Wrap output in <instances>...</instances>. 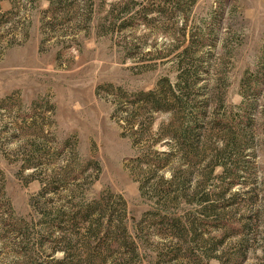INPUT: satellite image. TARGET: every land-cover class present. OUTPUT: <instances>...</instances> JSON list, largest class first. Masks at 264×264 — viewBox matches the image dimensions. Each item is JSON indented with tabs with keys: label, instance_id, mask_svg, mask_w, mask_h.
<instances>
[{
	"label": "rangeland",
	"instance_id": "rangeland-1",
	"mask_svg": "<svg viewBox=\"0 0 264 264\" xmlns=\"http://www.w3.org/2000/svg\"><path fill=\"white\" fill-rule=\"evenodd\" d=\"M0 195V264H264V0H0Z\"/></svg>",
	"mask_w": 264,
	"mask_h": 264
},
{
	"label": "trees",
	"instance_id": "trees-1",
	"mask_svg": "<svg viewBox=\"0 0 264 264\" xmlns=\"http://www.w3.org/2000/svg\"><path fill=\"white\" fill-rule=\"evenodd\" d=\"M51 4L56 3L58 0H50ZM183 57L188 56V50H184L182 53ZM184 71V69L182 70ZM185 79L182 81H187L186 77L187 71L185 69ZM186 86H188V82L185 83ZM177 87H179L178 91L179 93H174L171 89L169 90L171 93V96L174 99L173 106H170L168 104L167 94L166 92L161 93V98L158 100H155L153 102V109L155 110H165L168 108L171 109H177L178 112H182L181 110L183 107H185V101L183 100V95H186V92H184V87L179 86V82L176 84ZM169 87V86H168ZM146 96H151L152 93L145 94ZM200 108H195V114L194 116H188L186 120L182 123L180 127H178L177 130L174 131V134L172 133L173 139H175L180 145V149H183V153L186 155H193L196 156L198 153V148L201 147V125H202V117L200 118V114L203 113V111L199 110ZM176 113V112H175ZM212 128V127H211ZM206 132V131H204ZM228 189V188H226ZM225 191V190H224ZM220 193V191H219ZM1 197V195H0ZM97 204L96 203H81L76 202L74 206H76L77 211L71 212V216L68 217L67 222L72 226L71 229H76L78 232L76 233V236L80 234V231L83 230V233L80 234L84 236L83 238H80L81 241H75L72 242H64L65 236L61 237V242L63 244V247L61 248V251L63 252V258L60 260V264H102L104 262V259L102 258L101 252H103V243L100 240V234L102 231V216L97 214L96 218L91 217V210H93V206ZM4 204L0 202V206H3ZM62 213L65 214V212H61V216L59 219L52 220V224L56 222V224H59V221L62 217ZM206 213V212H205ZM254 216L257 214L254 213ZM207 216V214H205ZM245 225V224H244ZM52 226V225H51ZM96 229V230H95ZM194 230V228H193ZM94 232L92 235L91 232ZM65 235V234H63ZM91 235L93 237H91ZM98 238L96 244H92L93 242L91 239ZM79 243V244H78ZM262 252H263V258H264V244L262 246Z\"/></svg>",
	"mask_w": 264,
	"mask_h": 264
}]
</instances>
